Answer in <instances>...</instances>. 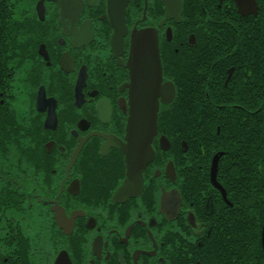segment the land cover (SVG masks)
<instances>
[{
    "label": "flooded vegetation",
    "instance_id": "1",
    "mask_svg": "<svg viewBox=\"0 0 264 264\" xmlns=\"http://www.w3.org/2000/svg\"><path fill=\"white\" fill-rule=\"evenodd\" d=\"M2 1L12 33L0 43V179L11 193L0 197V236L17 235L18 247L1 243L0 264H230L221 241L231 207L260 197V183L255 192L246 183L245 138L236 135L258 125L264 0L246 16L235 0ZM240 16L255 23L245 48L231 50ZM143 29L156 31L168 88L157 92L149 162L147 151L127 156L145 144L134 127L147 132L132 114L133 32ZM118 30L122 46L118 35L113 44ZM173 100L179 113L167 110ZM252 100L254 119L224 117L239 119L240 131L235 122L223 135L219 126L186 128L204 117L200 106L241 111ZM254 164L258 173V155ZM19 165L24 187L9 177Z\"/></svg>",
    "mask_w": 264,
    "mask_h": 264
},
{
    "label": "trees",
    "instance_id": "2",
    "mask_svg": "<svg viewBox=\"0 0 264 264\" xmlns=\"http://www.w3.org/2000/svg\"><path fill=\"white\" fill-rule=\"evenodd\" d=\"M4 2L0 0V43L4 41V38L7 39V36L12 33V29L10 26L5 25V16L6 10L3 6ZM232 18H237L238 14L236 9L231 10ZM230 15V13H228ZM243 23L240 27H238V35L239 39L231 40L228 43V48L231 50H242L245 48V44L247 43L248 34L245 33L246 25L254 26V17H239ZM237 34V33H236ZM256 35V34H255ZM258 35V33H257ZM262 38L258 41V125L254 127H244L245 134L238 133L236 137L245 138L244 148L246 150V183L249 185L252 182L253 192H255V188L258 185V194L260 197H243L240 198L239 203H236V206L231 207V211L234 212L233 222L229 234V238L225 241H221V246L223 247L226 243H228V251L221 249V251H225L228 253L229 263L230 264H264V247L262 243V232L264 228V33H261ZM201 45V43H200ZM208 47L202 46L200 49H209V42L206 44ZM218 48L217 46L214 47ZM248 50V49H247ZM252 57L250 58L253 61L252 66H255L256 61V42L255 39L252 41ZM240 55H236L238 58ZM239 65V64H238ZM248 65V64H247ZM224 65H217V68H222ZM250 67V66H248ZM251 70H254L250 67ZM255 71V70H254ZM225 107H214L209 108L207 105L200 106L199 113L204 114L203 118H200L197 123L194 121H187L186 128L191 126V129H195L200 132V129L207 130L208 127H211L205 134H209L211 131H216V127L220 128V135H223V131H226L232 127V123H236V129L238 131L242 130V125L240 124L239 119H234L232 117L224 118L226 115L234 116L235 113H246L250 117L249 119H254L256 103L254 100L251 102L242 103L244 110L241 108V111L235 109L233 107L230 108V104H225ZM175 108L173 113H179V108L177 107V100H173L170 105L167 106V110L169 108ZM198 112L194 107H189L188 114H191L196 117L195 113ZM164 114V111H161V117ZM256 122V124H257ZM198 128V129H196ZM214 131V132H215ZM216 136H219L218 134ZM204 139H208V136H203ZM237 147H242L241 142H237ZM258 155V173L257 168L255 166V161ZM1 160V155H0ZM252 163V166H249V163ZM4 181L0 179V184H3ZM10 183L7 184L6 189H9ZM13 187V186H11ZM3 190L0 188V197L3 195H9L11 190H5V193H1ZM17 236V235H14ZM13 236V237H14ZM13 237L0 236V244L7 243L10 248L18 247L17 245H12V241H14ZM16 241H20L19 238ZM23 244V242H22ZM24 245V244H23ZM23 248V246L21 247ZM16 253H22L21 251H17ZM16 253L13 254L12 258L15 257ZM225 258V255H222ZM16 263L14 260H11L8 264Z\"/></svg>",
    "mask_w": 264,
    "mask_h": 264
},
{
    "label": "water",
    "instance_id": "3",
    "mask_svg": "<svg viewBox=\"0 0 264 264\" xmlns=\"http://www.w3.org/2000/svg\"><path fill=\"white\" fill-rule=\"evenodd\" d=\"M239 7V13L246 16L256 11V0H235ZM118 35V36H117ZM118 38V46H122L123 37L119 30L116 32L113 38V44L115 46V38ZM156 31L152 29L135 30L133 32V44H132V83L134 91V108L132 114H135L134 120L136 123L145 125L146 131L143 136H139L137 128L134 127V138H141L145 140V144L138 141L134 144V147L127 152L128 161L135 152L147 151L150 153L148 162L153 157V149L151 146L152 139L157 130V92L161 90V93L166 90L167 86L162 87V65L159 55L158 41L156 39ZM148 51H150L148 53ZM131 83V85H132ZM161 86V87H160ZM172 89L174 90L173 86ZM171 91V89H170ZM138 95V98L136 96ZM173 98V94L171 96ZM164 100V102H170L172 100ZM131 127L132 121H131ZM133 159V158H132ZM129 178L127 182L132 179V166L130 167ZM262 243L264 247V228L262 232Z\"/></svg>",
    "mask_w": 264,
    "mask_h": 264
},
{
    "label": "rangeland",
    "instance_id": "4",
    "mask_svg": "<svg viewBox=\"0 0 264 264\" xmlns=\"http://www.w3.org/2000/svg\"><path fill=\"white\" fill-rule=\"evenodd\" d=\"M21 167L19 165V167L16 169L14 175H9L10 178H12L13 180H15L17 183H19L22 187L26 186L24 181H23V170H21ZM2 184H0V188H1ZM0 220H1V216H0Z\"/></svg>",
    "mask_w": 264,
    "mask_h": 264
},
{
    "label": "bare ground",
    "instance_id": "5",
    "mask_svg": "<svg viewBox=\"0 0 264 264\" xmlns=\"http://www.w3.org/2000/svg\"><path fill=\"white\" fill-rule=\"evenodd\" d=\"M0 123H1V119H0ZM17 238V240H18V237H16ZM12 264H16V263H12Z\"/></svg>",
    "mask_w": 264,
    "mask_h": 264
}]
</instances>
